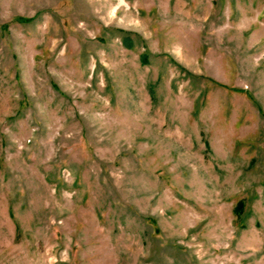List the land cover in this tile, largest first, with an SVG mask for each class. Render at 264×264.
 Instances as JSON below:
<instances>
[{
    "label": "rangeland",
    "instance_id": "1",
    "mask_svg": "<svg viewBox=\"0 0 264 264\" xmlns=\"http://www.w3.org/2000/svg\"><path fill=\"white\" fill-rule=\"evenodd\" d=\"M0 264H264V0H0Z\"/></svg>",
    "mask_w": 264,
    "mask_h": 264
}]
</instances>
